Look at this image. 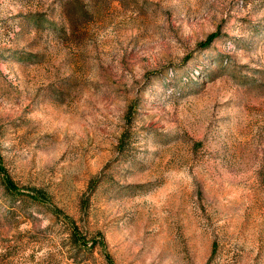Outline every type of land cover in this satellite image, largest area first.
I'll return each instance as SVG.
<instances>
[{
    "label": "rangeland",
    "instance_id": "374dc122",
    "mask_svg": "<svg viewBox=\"0 0 264 264\" xmlns=\"http://www.w3.org/2000/svg\"><path fill=\"white\" fill-rule=\"evenodd\" d=\"M0 264H264V0H0Z\"/></svg>",
    "mask_w": 264,
    "mask_h": 264
},
{
    "label": "trees",
    "instance_id": "16d2710c",
    "mask_svg": "<svg viewBox=\"0 0 264 264\" xmlns=\"http://www.w3.org/2000/svg\"><path fill=\"white\" fill-rule=\"evenodd\" d=\"M212 38H213V35H211V36L208 37L204 42H202V43L200 44V46H201V47H205V46L209 45V43L211 42ZM10 189H11V188H10ZM11 190H13V189H11ZM31 198L34 199L33 197H31Z\"/></svg>",
    "mask_w": 264,
    "mask_h": 264
}]
</instances>
